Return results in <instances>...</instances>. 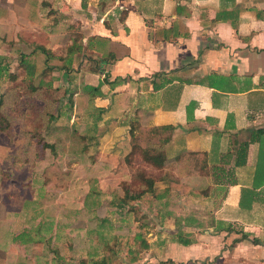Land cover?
<instances>
[{"label": "crops", "instance_id": "0c3cea01", "mask_svg": "<svg viewBox=\"0 0 264 264\" xmlns=\"http://www.w3.org/2000/svg\"><path fill=\"white\" fill-rule=\"evenodd\" d=\"M0 2V38L51 50L42 65L58 62L104 146L122 156L139 128L182 161L186 191L165 200L181 206L167 214L173 239L152 264H264V0ZM3 224L0 264H21Z\"/></svg>", "mask_w": 264, "mask_h": 264}, {"label": "rangeland", "instance_id": "374dc122", "mask_svg": "<svg viewBox=\"0 0 264 264\" xmlns=\"http://www.w3.org/2000/svg\"><path fill=\"white\" fill-rule=\"evenodd\" d=\"M31 49L0 38V220L16 233L10 254L16 252L21 264H152L150 250L173 239L167 214L181 206L165 200L186 191L178 185L182 161L167 158L165 150L161 165L142 158L141 148L164 144L163 135L139 128L122 156L104 146L98 131L75 117L66 77H53L58 62L50 60L52 71L42 73L44 56ZM21 55L38 66L35 75L27 73ZM50 78L48 89L38 85ZM143 175L153 180V192L126 200V188L145 186Z\"/></svg>", "mask_w": 264, "mask_h": 264}, {"label": "trees", "instance_id": "16d2710c", "mask_svg": "<svg viewBox=\"0 0 264 264\" xmlns=\"http://www.w3.org/2000/svg\"><path fill=\"white\" fill-rule=\"evenodd\" d=\"M34 50H40L45 57L47 58H52L54 57V54L51 52V50L47 49L43 44L37 43L35 44V46H33ZM24 58L25 55H21V59H20V63H25V66L27 67V73L29 75H35L38 71V66L36 68L35 64L32 63L30 64V62H28L27 60H25ZM2 68H0L1 70ZM6 69V68H4ZM67 70H69V68H67ZM42 73H47L52 71V67L50 66H44L43 68H41L40 70ZM40 72V73H41ZM44 75V74H43ZM55 78V76H53ZM53 78H50L49 80H46L47 82H43L42 79L39 82V86L41 84L44 85V87L46 89L49 88V85L51 83ZM32 89H36L35 87H33ZM92 92L93 95L98 93V88H92ZM1 127V126H0ZM134 130H130V134H133ZM166 141V139H164L163 141H161V145L164 144ZM44 146V144H42ZM164 147V146H163ZM162 146H158L157 148L155 146H151L149 148H141L140 152H141V156L142 158H144L146 161L152 162L156 165H161L163 159H164V148ZM126 159L128 160V157H126ZM142 177V182L145 184L144 187H141L140 189L137 190H130L128 188L125 189L124 191V197L126 200H135V199H140L141 196L146 193V192H153V180L149 177H146L145 175L141 176ZM93 264L96 263V260H92Z\"/></svg>", "mask_w": 264, "mask_h": 264}]
</instances>
